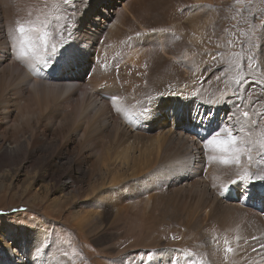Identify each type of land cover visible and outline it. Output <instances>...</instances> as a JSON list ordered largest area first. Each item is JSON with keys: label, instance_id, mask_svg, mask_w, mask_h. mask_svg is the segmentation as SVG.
I'll list each match as a JSON object with an SVG mask.
<instances>
[{"label": "bare ground", "instance_id": "obj_1", "mask_svg": "<svg viewBox=\"0 0 264 264\" xmlns=\"http://www.w3.org/2000/svg\"><path fill=\"white\" fill-rule=\"evenodd\" d=\"M49 22L58 30L68 25L58 41L83 47L70 74L48 73L36 58V33L28 30L42 32ZM197 22L200 33L192 27ZM215 37L217 45H209ZM87 65L85 82L78 67ZM215 69L217 77L204 80ZM149 98L153 113L145 123ZM196 112L202 124L189 119ZM223 126L244 149L237 163L225 165L221 158L229 154L205 149ZM262 156L264 0H0V169L27 163L21 187L52 219L70 216L73 197L85 201L72 225L89 241L79 242V255L75 243L71 249L48 241L43 228L18 235L22 253L6 249L0 264H102L84 259L90 247L110 258L103 264H264V211L240 201L250 188L264 204V190L257 191L264 185ZM241 177L237 199L220 195ZM155 225L158 233L150 235ZM169 228L174 237L164 234ZM228 246L234 253L225 252Z\"/></svg>", "mask_w": 264, "mask_h": 264}, {"label": "rangeland", "instance_id": "obj_2", "mask_svg": "<svg viewBox=\"0 0 264 264\" xmlns=\"http://www.w3.org/2000/svg\"><path fill=\"white\" fill-rule=\"evenodd\" d=\"M101 5L104 6L102 1H98L97 6H101ZM109 5H111V4H109ZM106 6H108V4ZM193 11H194V9H193ZM207 12L213 13L214 11L211 9ZM217 14H218V12H216V15ZM217 19H218V15H217ZM196 24L194 23L192 25V27L197 31L199 30L198 31L199 33L202 32V28L200 29V26H199L200 24L198 22ZM193 28H192V31H195ZM204 30H205L204 36L207 35V37H205V38H209L210 37L209 32L211 30V25L208 23L206 29H204ZM206 30H208V31H206ZM76 34H77V32H76ZM76 34H74V35H76ZM213 36H216V32L214 33ZM211 43L212 44L215 43V45H217L216 44V43H218L217 38L216 37L211 38L209 45L212 46ZM68 44H70V45L63 52L64 61H66L72 57V59L69 60L71 62V61H74V58L77 59V58L81 57L80 54H81L83 47L78 49L75 47L76 45L71 44V43H68ZM207 52L208 51H206V48H203V54H201V56H202L203 60H205V63L208 60ZM83 56L89 57V55H85V54ZM217 60H218L217 58L214 60H211L210 63H216ZM78 69H79L78 73L80 74L81 78H83V80L85 82H87L89 79V76L92 74V69L89 68L88 65L84 66L83 68L78 67ZM82 71H83V73H82ZM211 72L212 73L205 76L204 80L209 81V78L212 79V78L217 77L215 74L216 69L213 71L211 70ZM69 73H71V71ZM66 76L67 75H64V77H66ZM73 78L76 79L78 77L74 76ZM76 81L77 80H71V84L76 83ZM89 90L90 91L92 90L94 96H97L99 99L101 98L100 100H102L104 102L112 100L113 96L109 99L107 96L106 97L101 96L99 87H94V88L89 87ZM180 124L181 123H179V121H176L173 128L177 129L180 126ZM25 165H28V164L22 163L21 167L20 166L16 167V165H11L10 167L5 166V167L0 169V259L7 257L4 253L6 249L9 250L11 252V254H13L15 257H19L20 253H22V252L20 251L19 246H17L15 243L16 238L19 237L18 235L23 236L25 234H27V235L30 234L29 236H34L37 231H39L40 229H43V228H44L43 230H45V228H47L48 229L47 231H50V234H49L50 240H48V241H51L52 239L55 238L56 240L59 239L60 241H62L64 243L68 242L67 244L69 246L71 245V249H73L72 245H73V243H75L76 245L74 246V249H76L77 253L79 252L78 253L79 255H82L84 249L82 248V244L81 243L79 244V242H81L83 240H87V242H89V241L85 235L79 236L77 238V236H78L77 233L79 231H78V228H76L72 225V223H73L72 218L74 217L73 213L75 210H78V209L85 210V201L82 202L84 204L81 203V205H78L75 203L76 196L73 197L71 199V203L69 204V206H70L69 209L71 210L70 211L71 214L68 218H63V215H60L59 217H56L55 219H52V217H48L46 214H44L41 211L40 207L33 206L32 200L35 199V197L32 196L33 192H31V191H25L24 192L23 191L22 187H24V184L22 183V181L24 182V180H25V174H26ZM86 166H88V165H86ZM12 169H14V173L16 174V180L13 182L11 179L12 176L9 175V173L12 172ZM73 174L77 175V171L74 170ZM236 189H237V193H238V188L236 187ZM259 189L264 190V185L263 186L258 185L257 191ZM263 195L258 197V199L259 198L264 199ZM63 196L67 197V198L70 197V195L67 193H65ZM39 198H40V195L38 194L36 204H38V201H40ZM80 198L83 199V196H81ZM52 222H53V224H51ZM50 225H51V227H50ZM70 226L71 227L73 226V227L71 228ZM158 228H159V226L155 225V227H153L152 233L150 235H153L154 233L157 234ZM166 231L167 232H165L164 234H166L168 237H170V236L174 237L176 235L172 231L171 228L167 229ZM167 233H169V234H167ZM75 235H77V236H75ZM65 238H67V240H65ZM92 249H96V248L90 247L89 253H87V255L85 256L84 259H90L92 257H97L100 261H102V264L105 262H111L110 258L102 256L100 253H97L96 251L95 252L93 251L91 253ZM76 251H75V253H76Z\"/></svg>", "mask_w": 264, "mask_h": 264}, {"label": "snow or ice", "instance_id": "obj_3", "mask_svg": "<svg viewBox=\"0 0 264 264\" xmlns=\"http://www.w3.org/2000/svg\"><path fill=\"white\" fill-rule=\"evenodd\" d=\"M65 3H68V0H65ZM57 21L60 19L59 17L56 18ZM73 27H75V21L73 22ZM42 28L44 29L42 32L37 28L29 29L28 31L36 33L35 36L31 37V43L34 48H36L41 55L37 56L36 58L39 60V62L44 66V68L47 69L48 73H55V72H66V71H72L73 70V64L69 61L62 62L64 60L63 58V52L68 48L70 44L67 43L65 39L59 37L63 36L62 30H67L68 25L65 23L64 25H61L62 30L56 29L55 25L51 22L47 24H43ZM18 31L21 35H24L26 33V29L23 25H21L18 28ZM71 34V33H70ZM57 41L60 44V47H57ZM10 52H12L14 58H18L16 55V49L15 44L13 43L10 46ZM24 53L21 52L20 55H23ZM224 103H227V101H224ZM143 108V116L142 120L147 123L152 119V113H153V105L151 102V98L148 99V101L142 105ZM244 116L247 117L248 113L245 112ZM205 117H203L199 112H196L195 114L190 113L189 119L193 122H196L197 124H202ZM223 135H226L228 139L221 140L218 139V137H221ZM213 146V150L219 149L222 153H226L229 155H226L221 158V162L225 165H229L231 163H237L239 156L244 152L243 148L237 147V139L235 136H233L232 131L229 129L228 126L220 127L216 130L214 134L211 135L209 139L206 140L205 143V149L208 148V146ZM249 160L252 159L251 156L247 157ZM261 158H264L262 156ZM253 174L249 173V182L251 181V176ZM264 179V177H262ZM242 183L243 177L240 178V181L233 180L232 183ZM226 188L220 192L221 196H224L226 192L230 189ZM40 251V245L37 244L36 248L34 250L33 255L35 256L36 252ZM235 249L231 246H228L225 249L226 253H234ZM227 258V257H225ZM149 260H152V255L149 254ZM158 264V262H156ZM170 264H174V262H170Z\"/></svg>", "mask_w": 264, "mask_h": 264}, {"label": "clouds", "instance_id": "obj_4", "mask_svg": "<svg viewBox=\"0 0 264 264\" xmlns=\"http://www.w3.org/2000/svg\"><path fill=\"white\" fill-rule=\"evenodd\" d=\"M65 62V61H64ZM67 74H70V73H67ZM236 185L237 184H230V185H228L227 186V188H229V186H231V187H235L236 188ZM248 191L250 192V191H252V193H253V190L252 189H250V188H248ZM228 198V197H227ZM229 199V198H228ZM242 207H244L243 205H241ZM246 208V207H245ZM248 209H251V208H248ZM253 210V209H252ZM254 211V210H253ZM256 212V211H255Z\"/></svg>", "mask_w": 264, "mask_h": 264}]
</instances>
